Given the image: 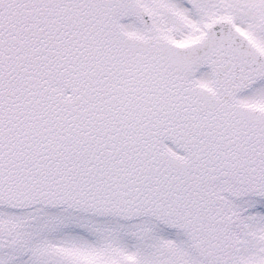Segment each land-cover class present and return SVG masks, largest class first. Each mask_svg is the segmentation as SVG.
<instances>
[{
    "label": "snow or ice",
    "instance_id": "6c2138e0",
    "mask_svg": "<svg viewBox=\"0 0 264 264\" xmlns=\"http://www.w3.org/2000/svg\"><path fill=\"white\" fill-rule=\"evenodd\" d=\"M0 264H264V0H0Z\"/></svg>",
    "mask_w": 264,
    "mask_h": 264
}]
</instances>
